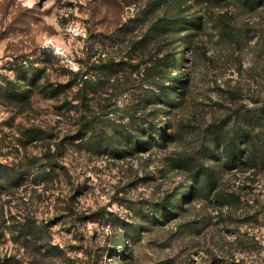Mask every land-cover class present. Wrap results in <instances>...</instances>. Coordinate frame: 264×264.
Returning a JSON list of instances; mask_svg holds the SVG:
<instances>
[{"label":"rangeland","instance_id":"1","mask_svg":"<svg viewBox=\"0 0 264 264\" xmlns=\"http://www.w3.org/2000/svg\"><path fill=\"white\" fill-rule=\"evenodd\" d=\"M151 3L160 1L0 0V159L40 157L47 145L70 141L61 160L67 173L23 182L9 198L13 214L17 220L35 216L44 225L53 221L45 230L56 248L42 264H243V258L264 264V222L258 219L253 230L235 228L241 223L238 202L228 197L230 206L221 210L209 192L190 196L191 174L176 166L184 159L193 169L207 168L222 195H242L240 206L258 195L257 189L247 194L246 187H254L249 169H227L210 151L216 150L215 128L232 125L239 111L264 106V4L250 8L244 0H179L196 20L164 40L152 26L161 9ZM135 41L138 49L130 46ZM170 53L180 61L177 68L165 69L171 78H150L146 63L153 66ZM100 57L143 63L139 71L128 66L97 80L96 91L87 94L90 108L71 93L59 99L35 93L24 106L4 96L16 63L23 60L45 66L55 84L68 80L70 71H91V61ZM175 69L184 74L182 86ZM156 82L169 100L151 111L140 100ZM81 114L126 123L135 133L150 124L166 133L164 120L171 127L163 145L114 156L77 143ZM34 128L45 132L44 143L23 148L27 131ZM99 132L105 140L110 136L106 127ZM256 178L264 180V171ZM173 196L179 207L162 217Z\"/></svg>","mask_w":264,"mask_h":264},{"label":"trees","instance_id":"2","mask_svg":"<svg viewBox=\"0 0 264 264\" xmlns=\"http://www.w3.org/2000/svg\"><path fill=\"white\" fill-rule=\"evenodd\" d=\"M159 1L160 3H151L149 5L151 8L161 9V12L155 16L152 23L157 33L156 36L165 40L174 35L178 29L185 28V26L195 22V16L192 13H187L188 9H185L182 3H178L179 0ZM263 1L244 0L245 3L243 4L253 8L264 4L260 3ZM136 15L134 18H136ZM139 43L141 44L142 42L139 41ZM130 46L138 49L136 41L131 42ZM180 49L182 54L180 59L184 60L185 46L180 47ZM132 60L133 58L131 57L123 58L119 61L101 57L99 59L96 58L89 65L91 71H81L80 69L75 72L70 71L71 75L68 80L55 84L46 76L45 66L39 67L33 61L23 60L20 63H16V76L14 79L7 81L3 88V93L7 100L22 106L31 104L35 93L54 99H59L62 95L68 97V93H71L75 95L73 99L80 100L81 106L90 108L87 94L96 91V86L98 85L96 81L99 80L100 82L103 78L110 79L128 66L133 68L132 70L134 71H139L143 62L135 63ZM179 64L178 58L173 53H170L157 58L153 66L148 67L146 63L145 68L149 70L150 78L155 79L158 76H163V74L167 78H171L169 70L165 69L177 68ZM174 71L181 72L180 69H175ZM183 76L184 74L181 72L174 77L175 81L181 86L185 82ZM67 97L65 101L69 102ZM142 98L140 102L145 103L144 108L151 107V111L156 104H166L169 100L168 93L159 88L157 82L155 83V89L145 92ZM77 118V134L79 136L77 143H85L88 146L103 149L105 152L114 154V156H125L131 148L138 152L148 150L152 145H163L167 140V130L171 127L164 120L163 125L166 126L164 128L166 133L163 129H159L157 125L152 124L138 128V132L135 133L123 122L112 121L106 123L97 120L92 114L87 116L81 114ZM232 120V125L228 126V124L223 123L213 130L212 141L216 150L212 148L210 156L220 160L222 166L227 169L245 166L250 170L254 187L252 185L247 186L246 188L250 190L247 194L252 196L253 190L256 191L257 189L259 191L258 195L255 192V197H253L250 204L246 203L240 206L242 197L240 193L225 196L222 195V192L217 191L216 182L207 168L200 166L193 169L192 165L184 159H179L176 166L187 169L191 174L192 182L186 188L190 191V196L198 195V191L209 192L213 194L221 210L230 206L231 201L228 197L234 198L239 204L238 218L241 219V223L237 222L235 228L239 229L247 225L253 230L254 222L258 221V219L264 222V180H259L258 182L256 178L260 175V172L264 171V106L251 107L244 114L239 111ZM100 127H106L109 131L110 136L107 140L99 132ZM101 137L102 139H100ZM45 139L44 131L39 128L30 129L27 131L26 139L22 141V145L25 148V145L29 142L41 141L44 143ZM71 139L74 138H67V140ZM69 142L61 141L55 143L54 148L51 145H47L40 157H29L28 155L18 157L19 154H17L14 157L16 161L0 159V264H30L32 261L35 264H42V257L46 253L53 252V249L56 248L47 239L45 230V227L51 225L53 221H48L49 225H44L35 216H24L21 220H17L15 214H13L10 204L11 199L9 198L27 180H46L51 173H67V167L61 160L66 154ZM16 150L18 151V149ZM177 194H181V192H177ZM249 200L250 198H248V202ZM178 207L177 197L173 196V202L163 206L161 210L162 217L174 213ZM245 229L248 230L247 228ZM238 237L239 235L236 238ZM122 240L124 241V237H122ZM9 244H12L13 248H10ZM247 256H250V254H247ZM234 258L232 257L233 262H235ZM248 260L250 264H257L254 263L253 259L249 258L245 261L243 258L242 263L244 264Z\"/></svg>","mask_w":264,"mask_h":264}]
</instances>
